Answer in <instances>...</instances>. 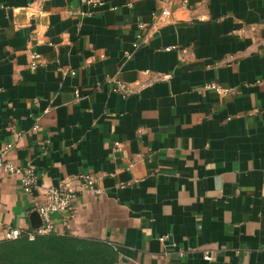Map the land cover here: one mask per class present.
<instances>
[{
  "label": "crops",
  "instance_id": "crops-1",
  "mask_svg": "<svg viewBox=\"0 0 264 264\" xmlns=\"http://www.w3.org/2000/svg\"><path fill=\"white\" fill-rule=\"evenodd\" d=\"M158 7L0 0V161L39 177L27 194L0 169V240L89 171L101 192L53 213L58 234L112 243L119 264H264V0H189L128 59Z\"/></svg>",
  "mask_w": 264,
  "mask_h": 264
},
{
  "label": "built area",
  "instance_id": "built-area-1",
  "mask_svg": "<svg viewBox=\"0 0 264 264\" xmlns=\"http://www.w3.org/2000/svg\"><path fill=\"white\" fill-rule=\"evenodd\" d=\"M159 7L153 12L152 24L141 21L138 23V31L136 34V40L133 43V50L126 52V57L131 58L137 49H139L149 38L151 31L154 28L160 27L164 24L172 22L174 20V13L176 6L187 7L189 0H158ZM115 9V8H114ZM31 67L37 68L40 61L39 55L32 53ZM107 82L110 85V89L113 92L119 93L123 96H127L132 92L130 84L126 83L122 79L114 76L108 78ZM101 83H98L97 87L100 88ZM206 89H213L220 95H227L232 90L230 87L223 86L218 82H208L204 85ZM76 97L80 98L81 94L79 90H75ZM37 126V125H36ZM11 145L8 144L4 148H0V155H4ZM44 152L47 151L46 143L42 144ZM119 143H116L115 150H119ZM0 169L19 177L22 189L27 194H32L38 183V174L34 167L31 165L22 167L13 162L0 161ZM99 177L93 172H81L72 178L63 179L57 186H50L45 189V201L36 202V209L40 213L44 225L38 230H20L19 228H9L4 233V239H15L27 233L30 238H34L36 234L57 233L52 219L53 213H73L76 206V201L85 192L100 193L101 191L97 187ZM162 242H166L168 236H161L159 238ZM2 240H0L1 242ZM180 255H184V251L179 252ZM206 260L212 259V252L205 251L204 255Z\"/></svg>",
  "mask_w": 264,
  "mask_h": 264
},
{
  "label": "trees",
  "instance_id": "trees-1",
  "mask_svg": "<svg viewBox=\"0 0 264 264\" xmlns=\"http://www.w3.org/2000/svg\"><path fill=\"white\" fill-rule=\"evenodd\" d=\"M112 243L71 234L23 233L0 242V264H119Z\"/></svg>",
  "mask_w": 264,
  "mask_h": 264
},
{
  "label": "water",
  "instance_id": "water-1",
  "mask_svg": "<svg viewBox=\"0 0 264 264\" xmlns=\"http://www.w3.org/2000/svg\"><path fill=\"white\" fill-rule=\"evenodd\" d=\"M32 218L34 221L33 226H34L35 230H38L39 228H41L44 225L42 217L38 211H34L32 213Z\"/></svg>",
  "mask_w": 264,
  "mask_h": 264
}]
</instances>
